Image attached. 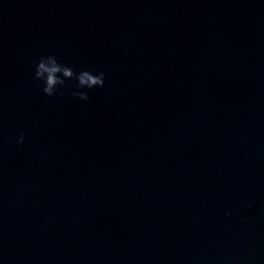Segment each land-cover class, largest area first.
<instances>
[{"label":"water","instance_id":"water-1","mask_svg":"<svg viewBox=\"0 0 264 264\" xmlns=\"http://www.w3.org/2000/svg\"><path fill=\"white\" fill-rule=\"evenodd\" d=\"M0 264H264V0H0Z\"/></svg>","mask_w":264,"mask_h":264},{"label":"clouds","instance_id":"clouds-1","mask_svg":"<svg viewBox=\"0 0 264 264\" xmlns=\"http://www.w3.org/2000/svg\"><path fill=\"white\" fill-rule=\"evenodd\" d=\"M33 78L42 84V92L49 97L61 93L66 86V81H75L72 95L81 101L89 99L88 91L102 88L105 85V73L81 68L79 71L58 61L56 55L41 56L33 65ZM24 134L18 135L16 143L23 144Z\"/></svg>","mask_w":264,"mask_h":264}]
</instances>
